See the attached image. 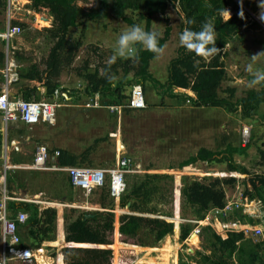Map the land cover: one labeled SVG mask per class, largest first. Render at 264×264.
<instances>
[{
	"label": "trees",
	"instance_id": "1",
	"mask_svg": "<svg viewBox=\"0 0 264 264\" xmlns=\"http://www.w3.org/2000/svg\"><path fill=\"white\" fill-rule=\"evenodd\" d=\"M30 2L32 11L40 13L43 10H49L53 17L52 28L45 29L51 44L48 52L39 61L33 59L28 52L23 50H15L14 58L19 65H22L19 70L20 80L43 83L47 88L48 98L57 88H61L62 74L66 69L73 67L78 53L84 46L83 34L75 40L69 38L71 28L84 25L88 21L109 18L122 20L132 26L137 22L128 17V13L133 12L139 13V19L144 22L142 27L147 31H152L153 18L157 15L166 16L169 7L172 6L182 17L195 20V24L190 26L193 30L199 31L206 20H211L216 31L215 46L221 49V52L214 57L204 59L180 47L177 56L169 63L167 80L165 83H161L150 73L151 62L158 55L145 50L141 45H136L138 52L135 59L117 58L111 66L102 62L103 56L98 55L99 48L90 45V50L82 65L74 68L75 75L84 83L83 88L71 90L72 93L70 89L62 88L63 93L76 101L82 98L101 96L109 106H122L125 114L137 111L126 107L131 98V95L127 94V90H133V87L138 85L145 91L146 81L151 82L161 97L166 96L171 99L182 97L183 101L189 100L194 108L222 109L229 113L239 112L244 118L252 119L258 116L264 105V83L258 85V90L250 89L245 96L237 100H235V88L226 90L227 99L220 96L223 84L229 80L224 62L225 44L229 45L238 38L251 19L250 14L244 9V18L241 19L238 15L240 7H237L234 9L233 16L224 21L221 13L229 5V0H94L95 5L89 10L78 5L79 2L88 3L87 0H30ZM165 20L167 26L162 38L159 39V45L162 47L170 41L172 35L170 20L167 17ZM250 24L249 27L259 26L256 21ZM14 25L17 24L14 23ZM184 27L185 24H183V29ZM258 44L264 48V40L259 41ZM90 53L100 58V62L95 67L91 65ZM4 61L5 53L0 47V70L4 67ZM120 71L123 76L121 79L117 77L114 82L115 86H113L107 79V75L118 76ZM0 80H3L1 75ZM176 89L190 90L196 95V98L180 96L175 93ZM31 92L32 90L27 91L24 94V99L29 100ZM192 92L190 94L193 95ZM62 100L65 101V98L62 97ZM99 141L104 140H98L95 145ZM2 145L3 135L0 132V153ZM250 146L247 145L242 149L228 146L225 152H213L201 148L196 156L180 164V168L198 162H222L225 160L228 162L229 172L247 176L250 173L244 166L235 164L234 155L236 153L244 154ZM94 150L95 146H92L79 155L69 149H55L51 151V154L55 151L60 152L57 158L59 167H83L92 164L90 158ZM260 154L264 158V152L260 151ZM13 164L16 165L15 162ZM11 172L7 173L9 174L8 187L17 184V181L20 180L18 171H14V175ZM134 177L136 174L127 176L126 192L119 200L120 209L129 207L132 214L121 215L119 225L117 222L115 224L114 207L104 204V200L98 202L103 211L84 212L70 208V212L66 215H61L58 209L52 207L40 210L39 205L35 203H9L11 212L20 211L29 214L27 223L19 228L22 247L44 251L46 256L58 257L59 262L64 264H114V254L115 257L121 254L120 264H133L134 259L145 247H148L147 245H152V247L159 245L168 236L175 237L178 243L188 240L195 228L191 223H171L158 218L137 215L144 211L148 214L154 213L151 208L147 209V204L150 202L151 193L156 191L155 182L172 177L144 174L141 182H136ZM130 179L133 180L132 184L128 182ZM62 183L60 186H63ZM235 183L236 178L233 176L223 180L215 178L210 183L186 182L183 194L186 202L198 209L201 213V220H203L210 211L224 208L226 204L224 187L225 185L234 186ZM246 183L251 185L252 189L249 190L246 185L245 195L251 200L258 196V200L262 199L264 202L261 195L264 192V176H253L247 179ZM24 185L26 183H21L19 187L25 188ZM66 185H68L67 181L64 182V186ZM100 190H105L106 196L110 197L107 187ZM67 194V203H76L75 193L72 189H67ZM260 221L258 223H261ZM118 226L120 236L117 232ZM219 229H221L220 226ZM147 234L153 238H146ZM199 238L204 250H209L212 255H218L216 259L211 256L205 258L206 261L213 262V264H264V241L254 244L253 240H246L243 234L236 233L229 234L228 239L223 240L210 227L203 228ZM190 240L188 242L191 246H198L199 242ZM194 247L193 249H195ZM192 257V255L187 256L190 261H193ZM183 259L181 254L180 264H184Z\"/></svg>",
	"mask_w": 264,
	"mask_h": 264
},
{
	"label": "rangeland",
	"instance_id": "2",
	"mask_svg": "<svg viewBox=\"0 0 264 264\" xmlns=\"http://www.w3.org/2000/svg\"><path fill=\"white\" fill-rule=\"evenodd\" d=\"M87 1L88 3H79L85 10H89L95 5L94 0ZM228 4L226 9L230 11L232 17L234 9L240 7V0H229ZM258 5L259 0H243V9L251 16L249 22L253 23V21H256L259 26L249 27L248 25H251L249 23L243 28L242 34L234 39L227 48L223 49V52L226 54L224 62L229 74V80L223 84L220 91L222 98H228V94L226 93L228 88L236 89L235 100L245 96L246 92L250 89H259L258 85L254 88L248 87V81L252 77L245 70L246 66L251 63L250 57L255 53L264 51V48L258 44L259 41L264 40V23L258 19V13L260 12ZM138 14L129 12L128 17L136 21L137 24L144 26V22L139 19ZM221 16L224 21L230 19L227 14ZM166 17L170 20L172 36L170 41L165 44L166 48L163 54L158 55L151 62L150 69L153 77L161 82L165 81L169 63L177 56L178 50L181 47L179 45V35L183 31L182 16L172 6L169 7L166 16L157 15L154 17L152 31H157L163 35L167 26ZM93 22L91 28L88 29L89 39L93 37L91 42L95 43L91 45L99 48L98 55H102V62L107 63L109 58L114 54L118 37L130 26L124 21L115 18ZM38 24L41 27L47 26L41 21V17H38ZM22 30L19 38L25 37L29 41V48L26 52L33 59L39 61L49 50L51 44L49 36L45 29L39 30L36 27H32V29ZM81 33L82 30L80 28L75 30L76 39L81 36ZM75 34L73 33L72 36ZM5 45L6 50L7 42ZM89 47L90 45H87V48L81 49L73 67L66 69L62 74L60 84L63 88L78 90L84 86V83L75 75L74 68L82 65L90 50ZM90 56L92 57L90 59L91 65L95 67L100 62V58L91 53ZM253 66L256 69H264V57H260ZM122 76L123 74L120 71L116 77L121 79ZM131 91L132 89H128L127 94L131 95ZM144 94L147 103L146 109L137 110L131 114H125L123 108L121 112L118 110L112 111L111 108H115L116 106H109L101 96H96L82 98L79 101L75 99H72L70 102L62 101L63 106L57 110V122L54 126L40 124L34 126L31 131H26L25 125L22 122L17 121L13 123L14 125L10 123L9 126L13 125V128L16 130L13 138L11 137L10 141L8 140L10 159L16 164L30 165L38 145H45L50 152L55 149H69L79 155L95 146V150L90 158L92 164L83 167L112 168L116 166L118 157L127 156L139 168V172L134 177L137 180L136 182H141L144 174L171 176L172 178L155 182L156 191L151 193L149 197L150 202L147 204V209L151 208L154 213L148 214V212L144 211L137 213V215L158 218L171 223H191L195 228L189 240L199 242L198 246H191L187 241L179 244L172 236H168L159 245H154L153 247L152 245H147L148 247H145L139 256L134 259L133 264H140L138 262L143 258L152 259L153 262L161 264L164 253L162 251L165 246L168 247L171 251L170 254H172L171 262H168L169 264H173L174 256H176L177 260L181 254L184 257L192 255V260L199 262L197 264H213V262L206 261L205 258L211 256L213 259H216L218 255H212L209 250H204L199 234L205 227H210L214 232L216 227L219 231L221 229H219V225L217 224H212L215 226V229H213L208 223L198 224V222L204 221L208 215L212 217L215 213H208L201 220V213H199L197 208L186 202L183 191L186 187V182L202 181V183H210L215 178L223 180L233 176L236 178L235 185H225L224 187L227 204L228 199L230 202L233 200L237 201L238 193L244 191L246 185L249 190L252 189L251 185L246 183L247 179L253 176H264V158L260 154V151L264 152V105L261 107L258 116L250 119L244 118L239 112L229 113L222 109L194 108L189 100H184V102L182 97L171 99L165 96L161 98L150 81H146ZM0 116L2 115L0 114ZM245 130L250 131L248 139H244L243 137ZM27 137L31 138L29 142L26 140ZM107 137L108 139H106ZM98 140L104 141H99L95 145ZM13 141L14 143L12 144ZM247 145L251 146L244 154L236 153L234 155L235 164L244 166L250 173L247 176L229 172L228 162L225 160L210 163L198 162L193 166L180 168V164L196 156L201 148H207L213 152H225L228 146L242 149L246 148ZM16 171H21L23 174L19 182L17 181V185H14L17 194L25 193L26 195H31L32 193L44 190L45 197H43L42 201H45L44 198L53 203L66 201L67 189L60 186L63 180L68 177L66 174L52 178L50 173H41L38 174L39 176H33V174L30 175V173H33L32 171ZM11 174L14 175V171ZM62 175L65 176L62 177ZM52 182L54 185L51 184ZM128 182L132 184L133 180L130 179ZM21 183H26L28 189L24 190L22 187H19ZM74 193L76 206L79 207L76 209L84 212L90 211V209L86 208L88 205L85 201L89 200V203L90 201L93 203L103 202L104 200V204L114 207L115 222L118 223V218L124 212L132 214L129 207L120 209V201L112 200L109 196H106L105 190L99 189L93 191L88 199H86L85 193L81 191H75ZM261 195L264 198V192ZM54 197H56V200H54ZM258 199V196L254 199L256 203L253 205V208H245V210L247 214H253L254 211L260 210V213L257 212L254 216L261 219V223L263 224L261 226H264V202L261 199V204L258 205ZM39 200L38 198L35 201ZM90 206L89 208H91ZM54 208L58 209L61 215H66L71 210L70 208L62 209L60 206H54ZM233 217L238 219L248 218L249 223L254 224V220L246 216L243 209ZM177 220L180 222H177ZM212 223H214L213 220ZM147 237L153 238L150 234H147ZM262 239L264 237L254 239L253 243L255 244V242ZM115 240L116 233L114 245ZM152 249H156V251L154 252ZM120 257L121 254L116 257L114 254V264H120ZM37 258L39 259L40 256ZM58 259V257L53 258L52 262L46 264H60ZM35 263L41 264L39 261ZM176 264H178V261H176Z\"/></svg>",
	"mask_w": 264,
	"mask_h": 264
},
{
	"label": "built area",
	"instance_id": "3",
	"mask_svg": "<svg viewBox=\"0 0 264 264\" xmlns=\"http://www.w3.org/2000/svg\"><path fill=\"white\" fill-rule=\"evenodd\" d=\"M22 31V28L19 26H8L6 32L0 34V39L6 41L7 45H9L10 40L20 36ZM11 66H15V64H11ZM8 73L9 77L7 76L5 92L0 96V114L2 115L4 124L8 126L10 123L20 121L30 129L40 124L54 126L57 122V110L63 106L61 103L60 91H55L53 101H37L35 99L27 101L11 100L8 88L11 83L18 80V75H10L11 72ZM126 107L133 110L146 109L145 94L141 86L136 85L133 87L131 98ZM122 108V106H116L115 108L112 107L111 110H118L121 112ZM249 136L250 131L245 130V132H243L244 139H248ZM59 155V151H55L51 154L50 150L45 145H39L36 148L30 165L12 166L8 163H4L3 170L5 174L8 171L17 169L38 172H63L69 176L73 189L85 193L86 199L91 196L93 191L107 187L110 197L114 200H120L121 196L126 192L127 176L139 172L137 164L127 156L118 157L115 167L94 168L80 166L59 167L57 165V158ZM8 200L16 199L4 196V199L0 200V232L3 237V254L2 257H0V264H8L9 261L14 260L32 263L34 262L33 259L36 258V253H44V251H36L22 247L19 228L27 223L29 220V214L26 212H19L13 219H9L7 213ZM255 203L254 200H251L245 195L244 190L238 193L237 201L233 200L230 202L228 199L227 204H225L223 209L212 210L211 212H214L215 214L212 215V217L208 215L204 221L198 222V224L208 223L213 229H215V226L212 224H217L221 227V235L225 236L236 233L243 234L244 238L251 240L263 238L264 226H261L263 225L262 223H258L261 219L254 216L257 212L260 213V210L254 211L253 214H247L245 210V208H253ZM42 204L46 208H54V206H60L62 209L78 207L75 204H69L66 202H58L54 204L50 201H43ZM259 204H261V201H258V205ZM241 209H243L246 216L254 220L253 225L249 223L248 218L238 219L233 217ZM212 220L214 223H212ZM177 222L180 221L177 220ZM260 241H264V239ZM183 262L184 264H196L193 261H190L187 256L186 259H183Z\"/></svg>",
	"mask_w": 264,
	"mask_h": 264
},
{
	"label": "crops",
	"instance_id": "4",
	"mask_svg": "<svg viewBox=\"0 0 264 264\" xmlns=\"http://www.w3.org/2000/svg\"><path fill=\"white\" fill-rule=\"evenodd\" d=\"M30 4H31L30 0H0V34H4L6 32L8 26H19V27H22V29H32V27H36L39 30L52 28L53 17L49 13V10H43L44 11L43 13H42V11L40 13H36V12L31 10ZM38 17H41V21L43 23H45L47 26L41 27L38 24ZM14 23H16L17 25H14ZM92 23H94V22L93 21H88L84 25H78L77 27L71 28L70 31H69L70 39H74L75 40L76 39L75 30L78 29V28H80L82 30L81 35L83 34L84 37H85V38H83L84 46L82 47V49L87 48V45L95 44L94 42H91L93 37H91V39H89V36H88V33H89L88 29L91 28V24ZM73 33L75 35L72 36ZM20 36L15 37L14 39H12V41L10 40L9 45H7V49L6 50H5L6 41H3L2 39H0V47H1V49H3V51L5 53L4 67L0 70V75L3 78V80H0V96L2 94H4V92H5V84L7 82V76L9 75L8 72H11L10 75H13V74H17L18 75V80L13 82V83H11L9 88H8V93H9V96H10L11 100H14V101L15 100H26V99H24V94H26L27 91L32 90V92H31L32 94H31L30 99H35L37 101H53L54 100L55 91L59 90L60 93H61V101H63L62 97H64L65 98V102H70L73 98H70V97H68V95L66 93H63V91H62L63 86H61V88H57L54 91V93L52 94V96L48 98L47 97V88L44 86L43 83H40V82H37V81H21L20 80L19 70H20L22 65H19L16 62V60L14 58V51L15 50L28 51V48H29L28 39L25 38V37L20 39L19 38ZM165 48L166 47L164 46V49ZM11 64H15V66H11ZM150 69H151V66H150ZM166 80H167V77H166L165 81ZM165 81L164 82L159 81V82L165 83ZM35 89H36V91H34ZM70 92L72 93L73 91L70 90ZM187 92H192V91L184 90V89H176L175 90V93H177L180 96L184 95V96H187L189 98H196V95L193 92H192L193 95L190 94V93H187ZM159 97H161V96L159 95ZM139 111H141V110H139ZM13 125L9 126V124H8V126H6L4 124V122H3L2 116H0V132L3 135V145H2V148H1L2 151L0 153V200L4 199V196L7 197V198H11L12 197V198L16 199V200H8L7 201V213H8V218L9 219H13L20 212V211H18L16 213L15 212H11L10 209H9V203H13V202H17V203H21V202H23V203H35V204L39 205L40 210H44L46 208V207H44L42 209V207H41L42 202H43L42 199H43V197H45L44 190L42 192L40 191L38 193H36V192L32 193V194L30 193L32 195L31 196V195H28V194L26 195L25 193L17 194L16 193L17 190L14 189V187H15L14 185L15 184L13 186L11 185V187L10 186L8 187L7 178H8L9 174H7V173L9 171L5 174V172L3 170V164L4 163H8L9 165H12V166H28V165H21L20 163H17V164L15 163L16 165H14L13 164L14 162H12V160L10 159V153L8 151V140L10 141L11 137L13 138L14 133L16 132V130L13 128ZM25 130L26 131H31V129L28 126H26V125H25ZM30 139H31L30 137H27L26 140L29 142ZM13 143H14V141L12 142V144ZM38 144H40V143H38ZM16 150H18V148H16ZM207 150H209V149H207ZM210 151H212V150H210ZM32 160H33V157H32ZM17 162H18V160H17ZM208 163H210V162H208ZM191 166H193V165H191ZM17 170H21V169H17ZM12 171H16V170H12ZM18 172L20 173L19 174V179H20L23 174H22L21 171H18ZM32 172L33 173H30V175L33 174V176L34 175L39 176L38 174H41V173H50L52 178L58 177V175H61V174H66V173H63V172H38V171H32ZM64 176L65 175H62V177H64ZM29 178H31V176H29ZM65 181L68 182V185H66V186H64V182ZM51 184L54 185L53 182ZM62 184H63V186H61V188L72 189L73 193L75 192V190L73 189V187H72V185L70 183L69 176L66 177V179L63 180ZM24 187H25V188H23L24 190L28 189L27 188V184L24 185ZM20 189H18V190L20 191ZM22 192H25V191H22ZM66 194H67V191H66ZM38 198L40 200L39 201H35L36 199L38 200ZM44 199H45V201H48L47 198H44ZM54 200H56V197H54ZM60 202H63V201H60ZM64 202L67 203V201H64ZM87 202H86V204L88 205V207H86V208L90 209L89 212L103 211V208L100 205V203H98V202L91 203V201L89 203V200ZM74 204L76 205V203H74ZM89 204L90 205L92 204V205L90 206ZM89 206L91 208H89ZM72 208H79V207H72ZM210 213H211V211L209 212V214ZM123 214H128V213L124 212ZM119 218H118V220H119ZM115 224H116V222H115ZM118 225H119V221H118ZM117 232L119 233V226H118ZM115 233H116V227H115ZM215 233L217 235L221 236V238L223 240L228 239L229 235L228 236L221 235V233H220V231L218 229L215 230ZM0 236H1L0 237L1 238V242H0V257H2V254H3V237H2L1 232H0ZM119 236H120V233H119ZM173 238L177 241V239L175 237H173ZM186 241H188V240H186ZM185 242H183V243H185ZM24 248H28V247H24ZM38 256H40L39 259L37 258ZM183 258L185 259L186 257L183 256ZM52 260H53V258L51 259V257H46V255L43 254V253H40V255H39V253H36V258L33 259L34 262L39 261L41 264L50 263V262H52ZM58 261H59V259H58ZM176 261H178V264H180V258L179 257H178V259ZM34 262L29 263V262H23V261L14 260V261H9L8 264H34ZM59 263L60 264H64V263H61V262H59ZM194 263H196V262H194Z\"/></svg>",
	"mask_w": 264,
	"mask_h": 264
},
{
	"label": "clouds",
	"instance_id": "5",
	"mask_svg": "<svg viewBox=\"0 0 264 264\" xmlns=\"http://www.w3.org/2000/svg\"><path fill=\"white\" fill-rule=\"evenodd\" d=\"M260 12L258 19L264 23V0H259ZM227 14L231 18L229 10L225 9L221 15ZM241 19L244 18L243 0H240V12L238 13ZM181 22L185 27L179 35V45L186 49V51L194 53L198 57L208 59L218 55L221 49L216 45V31L215 26L211 20H206L199 31L193 30L190 26L195 24V20L181 17ZM162 38V33L157 31H147L139 24L132 25L124 30L118 37L114 54L109 58L108 65L115 63L117 58L135 59L137 57L138 49L136 45H141L145 50L152 52L156 55H162L164 47L159 45V39ZM228 45L225 44L224 48ZM264 57V51L253 54L250 57L251 63L246 66V71L251 75L252 79L248 81V87L254 88L257 85L264 83V69L254 68L255 62ZM107 75V74H106ZM107 79L115 86L117 77L107 75Z\"/></svg>",
	"mask_w": 264,
	"mask_h": 264
},
{
	"label": "bare ground",
	"instance_id": "6",
	"mask_svg": "<svg viewBox=\"0 0 264 264\" xmlns=\"http://www.w3.org/2000/svg\"><path fill=\"white\" fill-rule=\"evenodd\" d=\"M86 203V202H85ZM56 204V203H54ZM174 221V220H173ZM165 240V239H164ZM189 241V239H188ZM187 241V242H188ZM154 252L156 251V249H152ZM163 253V262L161 264H169L168 262H171V251L168 249V247L165 246L164 250L162 251ZM138 263L140 264H158L157 262H153L152 259H147V258H143L142 260H140ZM173 264H176V256H174V261Z\"/></svg>",
	"mask_w": 264,
	"mask_h": 264
},
{
	"label": "water",
	"instance_id": "7",
	"mask_svg": "<svg viewBox=\"0 0 264 264\" xmlns=\"http://www.w3.org/2000/svg\"><path fill=\"white\" fill-rule=\"evenodd\" d=\"M106 105H107V104H106ZM41 207H42V209H43V208H44V205L42 204Z\"/></svg>",
	"mask_w": 264,
	"mask_h": 264
}]
</instances>
